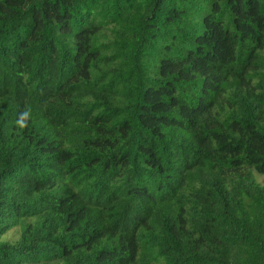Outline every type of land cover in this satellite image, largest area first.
<instances>
[{"label": "trees", "instance_id": "16d2710c", "mask_svg": "<svg viewBox=\"0 0 264 264\" xmlns=\"http://www.w3.org/2000/svg\"><path fill=\"white\" fill-rule=\"evenodd\" d=\"M0 264H264V0H0Z\"/></svg>", "mask_w": 264, "mask_h": 264}, {"label": "rangeland", "instance_id": "374dc122", "mask_svg": "<svg viewBox=\"0 0 264 264\" xmlns=\"http://www.w3.org/2000/svg\"><path fill=\"white\" fill-rule=\"evenodd\" d=\"M12 237H15L14 235H12Z\"/></svg>", "mask_w": 264, "mask_h": 264}]
</instances>
